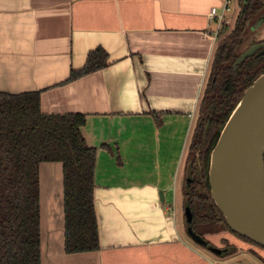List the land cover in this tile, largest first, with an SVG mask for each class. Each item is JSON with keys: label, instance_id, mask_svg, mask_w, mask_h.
<instances>
[{"label": "crops", "instance_id": "obj_1", "mask_svg": "<svg viewBox=\"0 0 264 264\" xmlns=\"http://www.w3.org/2000/svg\"><path fill=\"white\" fill-rule=\"evenodd\" d=\"M223 1L0 0V92H40L42 114L84 115L96 149L99 249L64 253L62 166L42 163L41 264H264L247 243L213 260L175 211L217 42L209 13ZM96 48L106 67L67 82Z\"/></svg>", "mask_w": 264, "mask_h": 264}, {"label": "trees", "instance_id": "obj_2", "mask_svg": "<svg viewBox=\"0 0 264 264\" xmlns=\"http://www.w3.org/2000/svg\"><path fill=\"white\" fill-rule=\"evenodd\" d=\"M237 4L239 11L233 28L217 35L185 155L183 208L189 207L190 226L200 236L198 225L221 223L229 230L210 197L208 157L243 92L264 73V57L248 58L233 68L241 33L264 8V0H237ZM107 58L102 48L89 52L84 66L71 70L67 82L103 69ZM84 124L82 114H42L40 92H0V264H41L42 163L62 166L64 253L99 249L93 204L96 149L90 148L81 134ZM184 226L186 230L185 218Z\"/></svg>", "mask_w": 264, "mask_h": 264}, {"label": "water", "instance_id": "obj_3", "mask_svg": "<svg viewBox=\"0 0 264 264\" xmlns=\"http://www.w3.org/2000/svg\"><path fill=\"white\" fill-rule=\"evenodd\" d=\"M262 10L241 33L234 69L253 55H264V43L240 49L245 29L262 22ZM207 181L211 200L230 232L264 249V73L243 92L218 132L208 157ZM159 197L163 201L162 193ZM184 218L186 235L195 244L216 257L229 253L228 248L210 246L192 229V214L187 206Z\"/></svg>", "mask_w": 264, "mask_h": 264}, {"label": "rangeland", "instance_id": "obj_4", "mask_svg": "<svg viewBox=\"0 0 264 264\" xmlns=\"http://www.w3.org/2000/svg\"><path fill=\"white\" fill-rule=\"evenodd\" d=\"M230 8L231 10L229 11L227 15L228 19V24L225 27H222L219 31L221 34H226L228 33L232 28L233 24L235 21V18L237 17L239 8L237 4V0H230ZM262 15H263V20L260 22V25H258V22H255L254 24L250 25L247 27L243 33L242 36V45L240 46V49H247L253 42H257L258 40L262 39L264 37V9L262 10ZM188 148V147H187ZM187 151V150H186ZM183 177L184 180H186L185 173L183 176V173L180 174V177ZM181 177V178H182ZM183 185L178 186V191H177V201H176V215H177V222L179 224V227L182 228V235L185 237L188 242L195 247L196 249L200 250L202 253L206 254L210 258H212L215 261H218L219 257L214 256L211 254L209 251L206 249L198 246L195 244L188 236L186 235V230L184 226V200H183ZM182 196V197H181ZM198 232L201 235L205 234H212L211 237H207V240L211 242L212 247L214 248H222L225 244H233V246H241L244 243H247L248 245H252L244 240H242L240 237L237 235L233 234L229 230H227L221 223L217 225H198L197 227ZM253 247H258L256 245H253ZM260 248V247H258ZM257 248V249H258ZM233 251V250H232ZM240 253V251H238ZM229 255H233V253H230ZM248 255V254H247ZM223 257V256H222Z\"/></svg>", "mask_w": 264, "mask_h": 264}, {"label": "built area", "instance_id": "obj_5", "mask_svg": "<svg viewBox=\"0 0 264 264\" xmlns=\"http://www.w3.org/2000/svg\"><path fill=\"white\" fill-rule=\"evenodd\" d=\"M230 10H231L230 0H224L219 10L216 8L211 9L209 13V18L217 25V31H216L217 35L220 29L229 23L227 19V15Z\"/></svg>", "mask_w": 264, "mask_h": 264}, {"label": "flooded vegetation", "instance_id": "obj_6", "mask_svg": "<svg viewBox=\"0 0 264 264\" xmlns=\"http://www.w3.org/2000/svg\"><path fill=\"white\" fill-rule=\"evenodd\" d=\"M263 44L264 43V37L262 38V39H260V40H258L257 42H253L252 44ZM251 57H253V58H255V59H258V58H262V57H264V55L263 56H259V57H255L254 55L253 56H251ZM251 57H249V58H251ZM248 59V58H247ZM245 61V60H244ZM243 61V62H244ZM198 231V230H197ZM199 233V232H198ZM200 234V233H199ZM202 237H204V238H206L205 237V235H201ZM206 240H207V238H206ZM208 241V244L210 245V246H212L211 245V242L209 241V240H207ZM225 248H228L229 250H232V249H235L236 247L235 246H233V244H230V243H228V244H225L221 249H225Z\"/></svg>", "mask_w": 264, "mask_h": 264}]
</instances>
